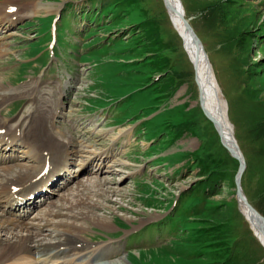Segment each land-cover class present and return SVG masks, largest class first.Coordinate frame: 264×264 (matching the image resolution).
Listing matches in <instances>:
<instances>
[{"label": "rangeland", "instance_id": "374dc122", "mask_svg": "<svg viewBox=\"0 0 264 264\" xmlns=\"http://www.w3.org/2000/svg\"><path fill=\"white\" fill-rule=\"evenodd\" d=\"M15 1L24 14L15 19V23H6L0 29V43L6 44L7 49L0 53V88L16 89V94L2 102L0 117L21 121L35 107L52 103L53 108L59 107L60 116H67H64L67 121L61 118L59 128L65 132L69 130L75 143L91 142L97 147L90 143L86 145H91L98 152L111 147L116 156V161L110 164V172L97 176L99 169L93 165L90 168L93 172L81 173L70 184V190L83 189L84 185L97 181L104 185L96 190H109L107 195L96 197L102 206L91 210L104 216L110 226L77 222L88 227L79 233L84 243L101 246V243L120 235L117 238L120 242L103 244L116 247L115 257L113 254L114 258L110 256L106 260L116 262L126 258L129 264H264V247L252 232L236 200L234 179L238 161L224 149L213 124L201 112L191 61L184 50L182 37L170 23L162 0H112L108 5L101 4L109 0L96 1V10L100 7L108 9L111 12L109 19L117 17V20L108 34L106 29L110 25L102 24L105 18L100 12L96 23L105 31L98 35L100 39L95 36L85 42H81L82 39L90 35L87 36V32L83 36L81 34L88 27L87 16L94 12L86 0ZM210 1L218 2L212 6V2L206 4ZM65 2L68 9L57 22L56 46L60 49L66 47L67 56L65 59L52 58L54 69L49 70L54 72H46L38 80L39 76H29L27 71L25 74L24 68L34 75L36 65L52 55L46 48L42 50V46L48 39L47 30L54 20L52 15L59 10L62 14V3ZM42 3L51 9L36 10ZM114 3L115 6L112 5ZM183 5L185 16L200 36L209 56L223 99L227 102L235 137L248 164L242 174V189L248 201L264 215V0H184ZM216 10L218 15L214 14ZM33 32L37 39L25 44L34 39ZM225 32L235 41L230 43ZM105 34L112 35L111 38L122 36L123 39H105ZM63 35L67 45H63ZM54 55L60 56L61 52L56 49ZM21 62L24 63L20 68ZM84 64H90L89 73L85 69L88 65ZM164 71L166 75L160 76ZM26 76L27 80L24 79ZM63 79L71 81L74 87L68 88L67 96L58 106V83ZM34 83L35 90L25 89L28 85L33 87ZM181 87V95L175 97ZM65 90L62 88L60 93ZM20 104V110L13 113ZM86 109L91 112L105 110L109 115L106 117L113 124L106 118L102 119L99 116L101 112L91 113ZM141 113H147L145 118L151 115L143 122L144 135L139 127H135L134 132H126L122 138L112 141L118 130L128 129L120 126L135 125L136 116ZM95 116L102 120V127H111L107 130L99 127L98 131H110L113 135L110 132L99 134L96 129L93 132L91 127L99 124L96 119H92L94 124L90 123ZM32 126L28 123L23 130L30 133ZM152 127L159 129L154 131ZM151 140L155 142L144 153ZM171 147L176 150L163 153ZM86 148L82 145L76 150L81 154L80 159L88 154L82 150L91 151ZM152 153L160 155L154 160L160 166L152 162L153 155L147 156ZM172 167L177 173L167 176L166 172L169 174ZM210 170L213 172L207 183L212 186L203 193L205 200L196 206L195 214L189 208H179L191 197L193 200L198 198L196 190L183 194V203H179L174 214L164 221L170 226L149 224L140 233L127 237L128 232H132L131 228L139 229L145 220L164 216L170 200L180 189L193 184ZM77 176L75 173L74 177ZM155 178L160 180V184ZM114 190L117 192L110 193ZM61 191H65V187L56 189L50 201L60 203ZM65 192V195L70 193ZM155 199L157 201H153ZM43 207L38 208L34 216ZM219 207L225 211L223 218ZM202 217L210 220H202ZM129 222L133 224L130 226ZM127 225L130 228L124 229ZM126 252L131 253L125 255Z\"/></svg>", "mask_w": 264, "mask_h": 264}, {"label": "bare ground", "instance_id": "6f19581e", "mask_svg": "<svg viewBox=\"0 0 264 264\" xmlns=\"http://www.w3.org/2000/svg\"><path fill=\"white\" fill-rule=\"evenodd\" d=\"M11 1L3 0L0 3V28L4 22L12 23L11 16L19 12L18 9L13 11V14L7 11ZM172 1L168 0V8L170 9L173 7ZM47 6L43 3L41 6L38 4L36 9H48ZM50 9L51 7L48 10ZM166 11L171 19L170 22L174 25L173 27L178 30L183 39L184 50L193 65L194 52L187 37L186 29L170 14L171 12L169 13L168 9ZM5 45L0 43V53L7 50ZM198 68L199 82L198 84L195 82V84L199 92L197 101L201 112L213 124L216 132L221 137V141H225L232 149L231 141L236 140V138L233 125L228 117L227 103L223 99L217 77H215L212 70L216 84L214 90L206 79V72L203 67L199 65ZM182 87L177 90L175 97L181 95ZM199 87L201 91H199ZM62 88L59 89V92ZM13 93L16 94V89L0 88V108H3L2 102L13 98ZM62 93L64 94V92ZM52 116V114L46 115L43 109H36V112L31 114L26 122V124L33 125L30 133L23 130L26 124H12L6 116H4L6 118L0 117V151L4 149L3 145L6 146L13 142L19 144L21 149L18 153L19 156L9 153L12 151L3 150L0 152L2 157V163L0 164V264H129L126 258L116 262L106 260L108 257L110 259L115 252L116 247L113 244L98 246L93 243L92 245H86L85 240L79 237L80 231H85L88 227L83 224L79 225L77 222L88 221L90 224L99 227L110 226V222L104 216L91 210V208L102 206V203L96 197L107 195L109 190L105 191L102 188L96 190L99 186L102 187L103 184L99 185L97 181L84 185L83 189L77 188L75 190H70L71 187L68 188L66 184L71 179V175H75L69 169L70 165L73 166L78 163L77 167H82L84 171H90L91 166L94 165L99 169L98 174H96L98 176L102 172H110L112 168L110 164L112 161H116L114 159L116 156L113 158V152L110 148L98 152L86 143H81L77 147L73 146L71 136L68 139H60L57 134L61 129H57L53 123L54 116ZM127 130H118V133H115L112 138L113 141ZM82 145L88 147L87 150H91L81 151L88 153L82 155L84 159H80L81 154L76 151ZM238 152L245 163L240 148ZM47 159L51 161L52 166L47 175L52 177L54 176L53 172L61 175L67 192L70 193L68 195H65V193H63L64 195L59 194L60 203L45 200L44 209L40 210L41 212L36 214L33 219H28L26 216L20 218L19 214L16 217L6 216L5 214L10 211L9 204L11 203V200L6 197L8 193L13 195L12 199L14 201H17L18 197H25V195L43 186L44 176L38 180H33V178L44 168ZM73 160L75 161L73 162ZM240 164L242 166V163ZM73 178L75 179V177ZM16 186L21 188L16 192L17 195H14L11 190ZM93 188H95V191ZM116 192L114 190L110 193ZM239 205L242 214L252 228V232L264 247V227H261L241 202ZM77 230H79L78 233H72Z\"/></svg>", "mask_w": 264, "mask_h": 264}, {"label": "water", "instance_id": "95a60500", "mask_svg": "<svg viewBox=\"0 0 264 264\" xmlns=\"http://www.w3.org/2000/svg\"><path fill=\"white\" fill-rule=\"evenodd\" d=\"M173 7L172 9L168 8V0H163V3L165 5V8L168 9L169 13L176 18L186 29L187 31V37L189 39L190 44L193 47L194 52V59H193V69H194V79L195 82L198 84L199 82V68L198 66L201 65L203 69L206 72V79L208 83L211 85V87L215 90L216 84H215V78L212 73L211 64L208 58L207 53L204 50V47L202 45L201 40L199 39L198 35L194 31L193 27L190 25L189 21L184 16V9L181 3V0H173ZM199 91L200 87H199ZM223 145L227 148V150L230 152V154L238 159L239 165L237 173L235 175V189H236V199L240 203H242L246 209L249 211L251 216L255 218V220L261 225V227H264V216L255 208L251 203L247 200L242 187H241V175L243 172V169L245 168V163L243 162V159L241 155L238 152V145L236 141L233 139L232 142V149L231 147L226 144L225 141L222 140Z\"/></svg>", "mask_w": 264, "mask_h": 264}, {"label": "trees", "instance_id": "16d2710c", "mask_svg": "<svg viewBox=\"0 0 264 264\" xmlns=\"http://www.w3.org/2000/svg\"><path fill=\"white\" fill-rule=\"evenodd\" d=\"M183 1H184V0H183ZM224 1L227 2L228 0H224ZM211 2H212V3H211ZM215 2H218V1H210V2H208V3H206V4H210V3H211L210 5L212 6V5H214L213 3H215ZM208 6H209V5H208ZM215 12H216V13H214V14H215V15H218L217 13H218L219 11L216 10ZM225 35L228 36V39H227V40H228L230 43H232V42L235 41V40H234V37H233V36L230 37L231 35H230L229 33L225 32ZM229 37H230V38H229ZM232 40H233V41H232ZM162 73H165V71L162 72ZM165 74H166V73H165ZM219 208H220V217L223 218L224 215H225V214H224L225 211H224V210H221V209H222L221 207H219ZM205 216H206V213H205ZM213 216L216 217L215 214H213ZM202 220H207V221H209L210 219H204V217H202ZM211 221L214 222L213 219H212Z\"/></svg>", "mask_w": 264, "mask_h": 264}]
</instances>
